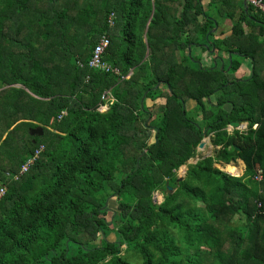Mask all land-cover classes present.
Masks as SVG:
<instances>
[{
	"label": "trees",
	"instance_id": "trees-1",
	"mask_svg": "<svg viewBox=\"0 0 264 264\" xmlns=\"http://www.w3.org/2000/svg\"><path fill=\"white\" fill-rule=\"evenodd\" d=\"M48 1L0 0V88L20 83L39 98L0 90L26 95L38 112L13 126L0 109V264H130L129 251L142 264H264V15L242 0ZM225 20L228 34L211 31ZM102 34L103 59L129 78L88 66ZM188 46H213L220 60L200 66ZM108 89L114 101L100 112ZM157 98L162 111L145 106ZM230 122L246 127L230 132ZM37 123L39 137L28 133ZM46 127L65 134V149L54 144L61 134L44 139ZM205 137L219 148L179 178ZM238 159L239 176L214 166Z\"/></svg>",
	"mask_w": 264,
	"mask_h": 264
},
{
	"label": "crops",
	"instance_id": "crops-1",
	"mask_svg": "<svg viewBox=\"0 0 264 264\" xmlns=\"http://www.w3.org/2000/svg\"><path fill=\"white\" fill-rule=\"evenodd\" d=\"M55 1H56V3H55ZM55 1H54V4H56L57 7H62L63 5H69V4L74 3L75 0H55ZM102 1L103 0H86V4H92L93 7H98L99 5H101ZM208 1L209 0H205L204 4H206ZM32 2L35 4V5L33 4V7L34 8H36V4L39 5L40 7H44L45 4L48 5L50 3L48 0H32ZM242 2H243V0H242ZM36 17H34V18H36ZM19 19H22L25 23L22 22V21L21 22L24 23L25 25L28 24V23H26L28 21V17L25 14H23L21 17H19ZM220 24H222V23H219L216 26V28L215 29L213 28L212 30L215 31ZM223 25H228V23L225 21L223 23ZM229 25H231V23ZM229 32H230V27H229ZM19 37L20 38L27 37V32H22L19 35ZM38 37H39V39H41L42 41H44V38H43V36L41 34ZM194 48H195L194 46L190 47V49H188V51H187L188 54L191 51L194 53ZM200 50H201V48H200ZM201 52H203V51L201 50ZM204 52H206V54H201V56H202L201 59L203 61V58H204V62L210 60L208 62V64H207L208 66L214 60L213 57H217L216 62L219 61V59H218L219 56H214V54H213L214 53V50L213 51L206 50ZM208 58H209V60H208ZM199 65L200 66H204L200 62H199ZM23 70L26 71L25 66H23ZM129 73L131 74L132 71H129L127 74H129ZM239 74H240V77H243V78H248L250 76V74H251V60L249 58H246V59H244L242 61L241 66H240V69H239ZM5 88H10V89H13V90H23V91L27 92V94L30 95L32 98L39 99L38 97H36L34 94H32L26 87H24L20 83L12 84V85H10V87H2V88H0V90L5 89ZM13 90L10 92V94H9L10 96H7L4 92L1 93V95H0V109H2L3 107L7 108L9 110L10 116H6V117L11 118V119H13V118H16L17 119V121L15 122V124L13 126H15V125H17V124H19L21 122H36V121H34V119H31V118H33V115L35 114V112L38 113L36 111V109H37L36 108L37 107L36 104H34V102L32 101V99H30L29 97H27L26 95H24V94H22L20 92H19L20 95L16 96L14 94ZM42 101H46V100L43 99ZM149 101H150V104L152 106L155 105L153 107L154 109L156 108L157 110H160V111H162L164 109V108L163 109H160L159 108L160 103L157 106L158 103L152 101L151 99L144 100L145 106H148V102ZM154 103H156V104H154ZM6 114H7V112H5L4 114H2L0 112V117L3 116V115H6ZM28 114H30V115H28ZM34 128H40L41 131H42L41 134L40 135L39 134H31L30 131L33 128H28V133L30 135H34V136H38L39 137V136H41L43 134L44 131L42 129V125H40L39 123H37V126L34 127ZM46 128L48 129V131H45L44 139L47 140V139L52 138L53 137L52 134H55V133L56 134H61V137L62 138L60 137V139H58V141H56L54 144L55 145L57 144V146L61 150L65 149L66 146H67V142H68V139L66 137H64L65 134L64 133H60L58 131H55L51 127H46ZM17 132L19 134H22L23 135V133L25 131H24L23 128H21ZM221 163H223L224 165H228V164H226L224 162H221ZM186 170H187V168H186Z\"/></svg>",
	"mask_w": 264,
	"mask_h": 264
},
{
	"label": "built area",
	"instance_id": "built-area-1",
	"mask_svg": "<svg viewBox=\"0 0 264 264\" xmlns=\"http://www.w3.org/2000/svg\"><path fill=\"white\" fill-rule=\"evenodd\" d=\"M247 4V6H251L252 8L256 9L260 13L264 15V0H244ZM109 24H113V13L109 16L108 20ZM110 44V39L107 34H102L96 44L94 45L90 58L87 62L88 66L90 68H93L95 70H100L105 73H112L115 75H120V70L119 68L115 66H111L108 62H106L103 59V54L107 47ZM131 74H126V75H120L121 78H129ZM101 102L99 103L97 110L100 112L106 111L110 105L113 103L114 98L110 94V90H105L100 98ZM65 114V111H61L59 115L57 116V119H61V117ZM44 150V145L39 144L33 151V153L21 164L19 170L17 173L14 174V178L17 179L25 173L30 165L34 163L36 158L39 156V154ZM254 179L259 181L262 179V173L261 170H258L257 173L254 175ZM4 195V187H0V200L2 199Z\"/></svg>",
	"mask_w": 264,
	"mask_h": 264
},
{
	"label": "rangeland",
	"instance_id": "rangeland-1",
	"mask_svg": "<svg viewBox=\"0 0 264 264\" xmlns=\"http://www.w3.org/2000/svg\"><path fill=\"white\" fill-rule=\"evenodd\" d=\"M203 3L205 2V0L202 1ZM111 15V14H110ZM227 22L228 25H223L224 22ZM222 24H220L218 26V28L215 30V33L218 34L219 32H223V34H220L221 37H223L225 34H228L229 33V27H230V20H225ZM205 45V44H204ZM194 53L191 51L189 52V57L191 56H199V62L204 65V66H208V62L210 61L209 58L208 60L209 61H206L204 62V58H203V61L201 59V54H206V52H204L202 49L203 52H201L200 50V47H197V46H194ZM206 47V46H205ZM213 47V46H212ZM206 50L210 51L211 49H208V48H205ZM205 50V51H206ZM195 54V55H194ZM214 56H217V53H215ZM214 58V57H213ZM213 62V61H212ZM163 99L162 98H157L154 102H157V106L159 105V108L160 109H163L164 108V103H163ZM156 104V103H154ZM148 106L150 108H153L155 105H151L150 104V101L148 102ZM193 106V103L192 102H188L187 104V107L188 108H191ZM152 110V109H151ZM153 119V122L155 123L157 120L154 119V117L152 118ZM227 129L231 132L232 128L231 126L228 125ZM245 128H242V129H239V130H244ZM153 135V134H152ZM151 140V139H150ZM204 141H205V145L203 148H200V149H197V154L196 156H194L193 158H190V162H194L196 161L197 159H199L200 157H205V156H209V155H214V151L216 149H218L219 147H215L211 144L210 142V137H205L204 138ZM234 164V165H233ZM188 166V163L186 162V164H184L183 166L179 167L178 170L176 171V175L179 177L181 175H183V172L186 171V168ZM214 166L219 168L220 170H223V171H227L229 172L230 175H233V176H239L243 173V170H244V163L241 161V160H236L235 162L231 161V163H229L228 165H224L223 163L221 162H217V163H214ZM230 166H236V167H240V170L237 174H233L232 172H230L228 170V168ZM153 199L155 200L156 203H159L161 200H162V194L160 192H155L153 194ZM105 206H107L108 210L109 211H116L117 210V202L115 200V196H109L107 197L106 201H105ZM106 219H109V214L106 215ZM108 240H114V234L111 233L108 237H107ZM125 249V245H122L121 246V250H122V253H123V250ZM127 254V260L129 261L130 264H142V259L140 257L139 254H137L135 251H129L128 253L126 252Z\"/></svg>",
	"mask_w": 264,
	"mask_h": 264
},
{
	"label": "water",
	"instance_id": "water-1",
	"mask_svg": "<svg viewBox=\"0 0 264 264\" xmlns=\"http://www.w3.org/2000/svg\"><path fill=\"white\" fill-rule=\"evenodd\" d=\"M243 4H244V8H245V10H247V4H246V2L243 0ZM216 28V25H215V27H214V29ZM213 31V30H212ZM207 45V44H206ZM188 49H190V46H188ZM214 50V47H212V49L210 50V51H213ZM230 56H231V53H229V58H230ZM216 59H217V57H214V60H213V63H214V66L216 65ZM219 59V58H218ZM220 60V59H219ZM223 68V64L221 63V66H220V69H222ZM228 69V68H227ZM237 80H241V78L240 79H237ZM156 87H157V85H156ZM141 107H142V102H141ZM229 126H231V128H235V129H242V128H245L246 127V123H239V122H230L229 123ZM41 129L40 128H33V129H31V131H30V133L31 134H41ZM204 145H205V141L203 140V141H201L199 144H198V146H197V149H200V148H203L204 147ZM237 150H239V148H237ZM198 161V159L196 160V161H194V162H190V159L187 161V163L188 164H194V163H196ZM234 165V164H233ZM183 166V165H182ZM181 167V166H180ZM223 171V170H222ZM185 172L186 171H184L183 172V175H181V176H179V178H183V176H184V174H185ZM225 172V171H224ZM226 173H228L229 174V172H227L226 171Z\"/></svg>",
	"mask_w": 264,
	"mask_h": 264
},
{
	"label": "bare ground",
	"instance_id": "bare-ground-1",
	"mask_svg": "<svg viewBox=\"0 0 264 264\" xmlns=\"http://www.w3.org/2000/svg\"><path fill=\"white\" fill-rule=\"evenodd\" d=\"M228 170L230 171V172H232L233 174H237L238 172H239V170H240V167L238 166V167H236V166H230L229 168H228Z\"/></svg>",
	"mask_w": 264,
	"mask_h": 264
},
{
	"label": "clouds",
	"instance_id": "clouds-1",
	"mask_svg": "<svg viewBox=\"0 0 264 264\" xmlns=\"http://www.w3.org/2000/svg\"><path fill=\"white\" fill-rule=\"evenodd\" d=\"M44 145V144H43Z\"/></svg>",
	"mask_w": 264,
	"mask_h": 264
}]
</instances>
